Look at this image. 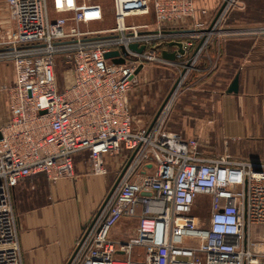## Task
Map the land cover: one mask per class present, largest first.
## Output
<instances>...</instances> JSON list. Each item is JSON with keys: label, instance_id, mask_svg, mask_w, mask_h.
Here are the masks:
<instances>
[{"label": "built area", "instance_id": "2783aa9c", "mask_svg": "<svg viewBox=\"0 0 264 264\" xmlns=\"http://www.w3.org/2000/svg\"><path fill=\"white\" fill-rule=\"evenodd\" d=\"M5 1L14 26L0 28V61L12 64L15 80L0 126V264H22L13 189L37 175L50 183L73 177L80 153L88 155L93 176L113 168L116 186L84 227L69 264H264V165L254 170L226 153L207 156L198 140L165 128L169 105L153 125L137 126L128 100L134 72L158 62L166 39L198 31L204 42L196 62L238 0H217L214 18L191 28L198 0H112L114 26L87 32L79 26L104 20L98 3ZM182 43L185 51L193 47ZM113 51L123 64L104 58ZM59 57L70 76L61 90ZM199 197L209 200L205 218L194 215ZM134 219L132 238H111L120 220ZM136 248L143 253L133 260Z\"/></svg>", "mask_w": 264, "mask_h": 264}, {"label": "crops", "instance_id": "0c3cea01", "mask_svg": "<svg viewBox=\"0 0 264 264\" xmlns=\"http://www.w3.org/2000/svg\"><path fill=\"white\" fill-rule=\"evenodd\" d=\"M239 3L240 6L234 7L227 15L226 35L210 39L200 53L192 73L210 76L218 85L225 84L224 92L218 96L211 95L212 97L203 100L206 103H202L211 109L210 137L217 130L216 142L236 140L242 141L243 146L248 142V147L253 149L252 155L258 151V157L254 159L251 156L243 161L264 165V0H239ZM216 6V0H198L189 27L198 22H207L209 16H201L200 10L210 11ZM13 26L8 5L5 0H0V28L9 30ZM194 40L178 36L166 39V44L157 50L159 60L153 65L169 71L180 68L182 61L189 60L195 50ZM172 42H191L193 47L186 50L185 56H178L176 62L172 63L161 58L162 51L173 53L178 50L175 46H169ZM147 65L137 77L144 76V71L149 68ZM235 76L239 77L238 93L226 94ZM14 80L12 64L0 61V126L8 120L6 91ZM190 86L187 87L188 91L192 90ZM199 103L201 104V100L198 98L197 104ZM193 105L196 104L192 103V108ZM174 111L171 115L169 113L168 120L173 117L184 124L175 133L185 138L196 135L200 138L195 132L200 125L199 121L192 123L194 127H186L199 118L196 113H190L189 106ZM141 117L138 118L141 120ZM206 155L213 156L209 153ZM231 158L241 161L234 156ZM107 162L114 164L110 159ZM111 176L107 178L91 175L88 155L80 153L74 156L71 178L63 177L50 183L44 175H37L21 181L13 189L12 200L18 216V244L22 264H67L84 227L108 194L113 182V175ZM82 188L87 190V194L93 193L89 199L85 196L83 202ZM136 228L137 220H120L110 236L114 240L125 241L135 235ZM142 253L141 250L134 249L133 260H137Z\"/></svg>", "mask_w": 264, "mask_h": 264}, {"label": "rangeland", "instance_id": "374dc122", "mask_svg": "<svg viewBox=\"0 0 264 264\" xmlns=\"http://www.w3.org/2000/svg\"><path fill=\"white\" fill-rule=\"evenodd\" d=\"M85 1L100 4L104 10L105 15H104V20L102 23L81 25L79 26L80 31L82 32L99 31V30H104V29H111L114 26L112 0H85ZM218 3L219 2L216 0V4H217L216 8L215 9L212 8L209 11L208 13L209 19L214 18L216 11L219 8ZM239 4L240 3L238 0V3L235 7H239L240 6ZM129 21L130 23L135 24V21L137 23H140V22H143V19H138V20L129 19ZM144 21L147 22L148 20H144ZM226 21L227 19L225 18L222 25L217 28V32L219 30L220 32L216 33L215 35H212L208 39L207 42H209L210 39H212L213 37L226 35V30H227L225 27ZM150 23H152L151 24L152 26H150V29L155 30L156 23H153V22H150ZM207 23H209L208 19H207ZM193 32H197V33H195L194 36H191L188 38H194L195 39L194 44L197 47V45L202 40V38L200 35H198V31H193ZM243 34L244 33H242V35ZM187 62L188 60L182 61L183 63L182 67L185 68ZM195 64L196 62L192 63L190 67L188 68L184 69L180 67L172 71H169V70H165L164 68L155 67L153 63H148L149 68L146 69V71H144V76L137 77L136 83L132 84V87L128 95L131 113L135 119L134 124L137 126H151L158 110L163 105L164 101L168 97L169 93L171 92L173 86L176 84L177 80L180 79V84L172 92L170 99L167 101V103L164 106L169 105L170 115L172 112H175L174 111L175 109L182 110V107L189 106L190 107L189 112L190 113L194 112V114L196 113V116L199 117V118H196V120L194 119V121H191L190 125L187 124L186 127L187 126L194 127L193 125L194 122L199 121L200 122V125L198 126L199 128L197 127V131L195 132L198 134V136H200V138L197 137L196 135L193 138H187V139L198 140L200 145H202V148H204L203 151L211 155H221V154L226 153L231 156H234L236 159H239L241 161L248 160L249 158H251V156L254 159H256L258 157V151H256V154L252 155L253 149L248 147L249 146L248 142L247 144L245 142L244 146L242 145V141L238 142L236 140L229 141L225 139V140L216 142L215 134L217 133V130L214 133H212V137H210L211 136L210 128H211V122H212L210 119L211 109L210 108L208 109L207 108L208 106L206 107L205 105H203L204 103L207 102V101L203 102V100L208 99V97H210L211 95L218 96L221 92H224L223 90H224L225 84L223 83V85L222 84L218 85V82L214 78H210V76H204L201 74L193 75L192 69L193 67H195ZM67 70L68 68L65 65L63 59L61 57L57 58L56 63H55L54 72L56 75L57 85L60 90L64 87L66 81L70 79V76L67 75ZM183 71H184V74L182 73ZM189 85H191L190 87H192L191 88L192 90L188 91L187 87ZM212 92L214 93L212 94ZM198 98L201 100V104L200 103L197 104ZM192 103L196 104V105H193L194 108H192ZM140 116H142L141 120L138 118ZM169 119L170 120H167V122L165 123V128L167 130L171 132H176V131L178 132V130L184 127V124H180V122H178V120H174L173 117H169ZM206 137H209V138H206ZM232 159L234 160V158ZM108 169H110L108 170L109 175H106L103 177L111 178L113 168L109 167ZM92 194H93L92 192H90V194H87V190L86 189L84 190V188H82V193H81L82 202L85 200V196L86 198L89 199ZM208 206H209L208 198L199 197L198 200L196 201L194 215L197 217L205 218L208 213Z\"/></svg>", "mask_w": 264, "mask_h": 264}, {"label": "water", "instance_id": "95a60500", "mask_svg": "<svg viewBox=\"0 0 264 264\" xmlns=\"http://www.w3.org/2000/svg\"><path fill=\"white\" fill-rule=\"evenodd\" d=\"M224 5H222V7L220 8V10L218 12V15L222 11V9L224 8ZM209 31H210V29L205 30L204 33H207ZM171 33H181L183 35H187L188 34L187 32H171ZM203 42H204L203 39L199 42V44L197 45V47L193 51L191 57L189 58V60H188V62L186 64V67L185 68L190 67L193 58L196 57V55L198 54V51L201 48ZM169 46H175V47L178 48V50L176 52H173V53H168L167 51H162L161 52V58L163 60L168 61V62L175 63L178 56L179 57H183V56L186 55V51L183 48V43L182 42H172V43H169ZM129 49L132 50V51H135L137 53H141L143 51V47L137 48L136 45L129 46ZM121 52H122V54H124L125 53V50L123 48H121ZM118 56H119V52L113 51V52L106 53L104 55V58L105 59H112V63L113 64H123L124 63V59L123 58H115V57H118ZM142 69H143V65H139L138 68L136 69V71L134 72V76H137L141 72ZM184 71L182 72L183 74H184ZM183 74H181V75H183ZM179 84H180V79H178L177 82H176V84L173 86V88H172L171 92L169 93L168 97L166 98V100L164 101L163 105L160 107V109L158 110L157 114L155 115L154 120H153V122H152L151 125H153L154 121L156 120V118L158 117L159 113L161 112L163 106L170 99L172 92L175 90V88ZM238 89H239V77L238 76H235L234 79L232 80V82L230 83V85L228 86V88L226 90V94H237L238 93ZM0 139H1V136H0ZM252 165H253L254 170H257L258 169V165H256V164H252ZM115 186H116V183L111 188V190H110L109 194L106 196V199L105 200H107L108 197L112 194ZM70 261H71V259L68 261L67 264H69Z\"/></svg>", "mask_w": 264, "mask_h": 264}]
</instances>
